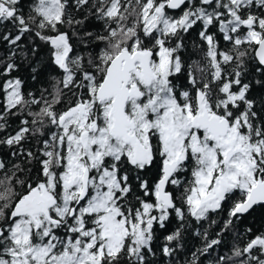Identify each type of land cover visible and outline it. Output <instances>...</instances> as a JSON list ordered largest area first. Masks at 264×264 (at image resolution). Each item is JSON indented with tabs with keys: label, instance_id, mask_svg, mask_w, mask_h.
<instances>
[{
	"label": "snow or ice",
	"instance_id": "6c2138e0",
	"mask_svg": "<svg viewBox=\"0 0 264 264\" xmlns=\"http://www.w3.org/2000/svg\"><path fill=\"white\" fill-rule=\"evenodd\" d=\"M0 27V264H264L236 231L264 209V0H0Z\"/></svg>",
	"mask_w": 264,
	"mask_h": 264
},
{
	"label": "trees",
	"instance_id": "16d2710c",
	"mask_svg": "<svg viewBox=\"0 0 264 264\" xmlns=\"http://www.w3.org/2000/svg\"><path fill=\"white\" fill-rule=\"evenodd\" d=\"M3 28L0 27V32H3ZM195 35V33H193V36ZM4 45L3 42L0 41V52L3 51ZM224 218V215L221 214L220 216H213L212 219H217L218 221H220L222 223ZM219 224L213 226L212 228L208 229V231L210 232V234H214L216 231L219 230ZM248 227L253 228V231L259 230V229H264V209H257V211L255 213H253L251 216H247L245 217L243 220L237 222V232L243 233L244 230ZM204 228H208V225L205 224ZM187 245H186V249L184 251V253H182L181 255V259H183V257L187 256L188 253L193 250L195 247H199L202 243V240L198 237H195L191 234V231L189 232L188 236H187ZM239 241L237 239H235V233L234 232H230L228 233L225 237H224V244L222 246V250H226L228 244L231 243H238ZM213 255H215V253H213ZM208 259H211V257H208Z\"/></svg>",
	"mask_w": 264,
	"mask_h": 264
}]
</instances>
